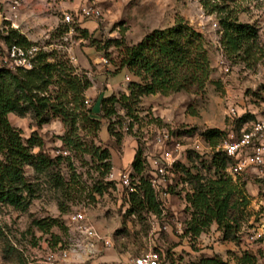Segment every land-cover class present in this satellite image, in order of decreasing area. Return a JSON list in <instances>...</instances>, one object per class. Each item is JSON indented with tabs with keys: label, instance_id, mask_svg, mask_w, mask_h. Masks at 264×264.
Segmentation results:
<instances>
[{
	"label": "rangeland",
	"instance_id": "1",
	"mask_svg": "<svg viewBox=\"0 0 264 264\" xmlns=\"http://www.w3.org/2000/svg\"><path fill=\"white\" fill-rule=\"evenodd\" d=\"M14 1L16 0H0V15L9 14V17H12L9 11ZM17 1L18 10L25 7V3ZM26 1L28 2L26 9L20 11V16L24 20L19 18V23L20 31L23 30L25 33L22 35L30 37L28 41L32 47L38 49L32 62L37 54L43 51L52 56L51 62L56 60L66 62L74 75L85 77L92 86L99 82L100 77L109 78L115 75L114 66L110 61L117 60L118 56L114 48H105L109 40L122 39L128 45L136 44L155 29L173 26L177 18L185 20L207 35L212 43L210 53L212 79L220 82L219 89L209 86L206 93L199 96L187 93L167 97L156 96L150 98L151 102L143 101L142 110L136 111L134 116H128L124 107L117 106L118 115L124 123H128L129 130L125 131L124 128L118 127L116 131L123 134V139L131 143L137 142V148L143 149L144 156L147 152H155L156 129L165 128L171 133H178L181 141L190 143L194 138L203 137V133L208 130L238 134L243 129H250L257 120H264V60L254 69L245 70L242 66L232 65L230 72L225 73L218 65L219 37L216 28L213 27L218 21L216 16L209 14L197 0ZM87 6L98 8L101 16L84 19L75 24L65 22V13L75 14ZM30 9L35 12L26 18L25 11L27 13ZM236 11L241 22L258 27L259 43L264 49V0H241L236 6ZM24 22L26 23L24 25L30 22L32 26L25 28L22 24ZM82 24L89 25L88 38L81 37ZM12 29L9 22L0 18V67L6 66L7 47L4 45V39ZM16 31L20 33L19 30ZM74 47H78L90 62L92 59L101 60L100 66L103 68L98 69L99 65L95 64L89 70L81 69L76 64L77 58L71 52ZM105 60L108 64H105ZM61 78L64 79L57 77L58 81L51 88L52 92L64 87V84L59 82ZM129 81L126 79V83ZM100 87L106 90V81ZM85 100L90 102L88 107L93 109L92 100L86 98ZM232 109L237 112L235 117L230 116ZM247 115L249 117L240 123V119ZM9 120L14 128L22 131L24 139L30 137L33 132L40 136V131L45 128L44 150L47 155L54 157L57 151L63 149L60 137L64 135L65 127L59 118H52L41 128L37 126L31 113L23 117L11 114ZM102 123L107 125L108 121L103 120ZM80 132L85 135L83 131ZM100 132L94 141L95 145L103 148L108 146L114 150L116 158L128 162L132 150L125 151L116 143L101 141L109 135L113 136L109 132V135ZM69 154L72 157V171L68 163L63 162L55 172L69 180L71 172L74 171L87 189L101 186L105 189L104 194L90 196L81 195L79 192L62 193L54 190L49 184L52 173L37 177L34 170L27 167V179L37 185L36 197L25 211L16 210L11 206L0 208V264H49L50 260L55 264H131L135 257L149 250L160 254L162 264H189L197 262L202 257L214 256L236 264L237 258L244 251L256 255L259 264H264V168L250 167L238 178L245 183V192L249 200L246 210L248 219L241 222L238 241L224 240L223 232L216 224L198 239L193 240L190 236L177 234L173 213H180L182 215L180 221L184 224L190 221L191 211L187 208L183 196L192 191V183L191 177L183 172V168L190 169L192 175L200 171L203 173L210 166V160H206V157L209 158L212 153L203 157L204 164H201L197 154H191V160L187 159L175 167L174 184L169 190L171 195L168 209L171 228L169 232L163 230V222L154 219L157 217L156 214L129 216L127 210L130 206L125 202V193L128 189L115 188L111 182L105 180L108 175L104 179L101 178L100 171L97 170L98 165L92 163L89 156H74L71 152ZM231 164L232 161L229 160L227 167ZM133 183L137 185L138 179L133 180ZM187 183H191V186H187ZM80 212L86 214L88 221L101 234L110 237L112 247L103 248L93 256L72 255L64 259L62 253L71 249L76 242L70 218ZM45 218H56L60 221L61 227L52 230L57 238L43 235L34 227L33 221ZM218 232L221 235H218ZM105 249L108 250L104 251Z\"/></svg>",
	"mask_w": 264,
	"mask_h": 264
},
{
	"label": "trees",
	"instance_id": "2",
	"mask_svg": "<svg viewBox=\"0 0 264 264\" xmlns=\"http://www.w3.org/2000/svg\"><path fill=\"white\" fill-rule=\"evenodd\" d=\"M197 1L209 14L216 16L219 44L232 65L251 70L263 62L264 49L259 43L258 27L243 23L238 18L236 6L241 0ZM80 34L83 38L89 37L86 29L80 30ZM93 43L96 44V41L93 40ZM12 44L23 48L33 46L24 35L13 29L4 39L6 47ZM211 46L207 35L181 18H177L171 27L153 30L136 44L128 45L122 39L107 41L105 48H114L118 56L117 60L110 61L114 66L113 74L126 69L131 79L127 93L101 100L98 114L85 105V92L92 83L85 77L74 75L66 62H51L52 56L48 53L39 52L30 70L0 67V208L11 206L25 211L36 197L37 185L27 179V167H31L37 177L52 173L49 184L62 193L102 196L105 191L101 186L87 189L74 171L69 180L55 172L63 162H67L72 171V157L47 155L43 138L33 132L24 139L22 131L12 126L9 115L23 117L31 113L39 128L52 118H59L65 127V133L60 137L63 149L74 156H89L92 163L98 165L97 170L104 179L112 170V155L109 148L94 143L103 127L102 121H108V132L117 143H121L123 134L116 130L124 128V122L118 115V105L126 109L128 116H134L136 111L142 110L143 100L151 96L167 97L179 93L199 96L206 93L209 86L219 89L220 82L212 79ZM57 77L64 78L59 81L64 87L52 92ZM247 117L240 119V123ZM227 134L208 130L203 137L215 149ZM172 135L178 138V133L172 132ZM191 154H197L201 164L205 161L203 157L208 156L188 151L186 160L192 159ZM208 159L210 166L203 173L200 171L192 175L190 169L183 168V172L191 177L192 191L183 196L191 211V219L184 224L181 236L196 240L216 224L223 232L224 240L237 242L241 222L248 219L246 210L249 200L245 183L239 179L234 181L227 174L230 159L224 153L213 152L209 158L206 157ZM131 178L138 179V184H134L135 192L127 190L125 193V202L130 206L127 214L139 217L144 213H153L159 216L160 205L149 183L148 167L141 147L137 149L132 163ZM190 184L187 183V186ZM112 185L120 188L115 183ZM33 225L43 235H50L53 239L57 236L52 230L61 227L56 218L35 220ZM189 264L231 263L214 256L202 257ZM236 264H259V260L256 255L244 251Z\"/></svg>",
	"mask_w": 264,
	"mask_h": 264
},
{
	"label": "built area",
	"instance_id": "3",
	"mask_svg": "<svg viewBox=\"0 0 264 264\" xmlns=\"http://www.w3.org/2000/svg\"><path fill=\"white\" fill-rule=\"evenodd\" d=\"M19 8L18 1H14L11 12L12 17L0 15L4 21L10 22L17 18ZM101 16V11L96 7H82L75 14L65 13V22L67 24L80 23L84 19H92ZM213 27L218 29V23H214ZM38 51L37 47L23 48L18 45H11L6 48L5 63L6 68L11 70L23 69L30 70L33 67V56ZM218 65L225 73H229L232 69L231 62L227 59L223 49L219 44ZM105 64L108 61L105 60ZM130 79L127 78V81ZM90 102L85 100V105ZM237 112L230 111V116L235 117ZM131 123V121L129 120ZM125 131L129 130L128 123H124ZM155 152L145 153V159L148 167L149 183L154 191L157 201L159 202L161 214L154 217L158 222H163V230L169 232V205L171 202L170 187L174 184V169L179 163L186 161L188 151H193L201 155H210L213 152L224 153L232 164L226 169L227 174L236 181L248 168H264V120H257L252 124L250 129H243L240 133H229L223 139L218 147L213 149L205 141L204 137L194 138L190 143H184L176 138L165 128L156 129L154 137ZM56 155L69 156V152L61 149ZM131 170H123L118 177L115 176L113 170L106 177V181L117 184L120 187L127 188L129 192H135L133 180L131 178ZM71 224L76 242L71 249L62 253L64 259H68L72 255L75 257H89L97 253L98 246L103 248H111L112 241L110 237L103 236L87 219L85 213H75L71 216ZM176 232L181 235L184 229V222L175 221ZM49 264H55L49 261ZM131 264H162L159 253L154 250L135 257Z\"/></svg>",
	"mask_w": 264,
	"mask_h": 264
},
{
	"label": "crops",
	"instance_id": "4",
	"mask_svg": "<svg viewBox=\"0 0 264 264\" xmlns=\"http://www.w3.org/2000/svg\"><path fill=\"white\" fill-rule=\"evenodd\" d=\"M23 2V4L25 3L26 5L28 4V2L26 0H21ZM26 5L24 8H22L21 10H18V13H17V18L16 19H13L12 21H10V26L11 28H13L14 30H19L20 31V24L19 23V18H21L20 16V11H24V9H26ZM29 9V8H28ZM35 11L34 10H31L29 12L26 13L25 11V15L26 18L27 16H29V14H33ZM10 14H12L11 11H9ZM7 16L9 17V14H7ZM38 15H36L37 17ZM11 17V16H10ZM23 17V16H22ZM25 18V17H23ZM21 20H24L21 18ZM23 25L26 24L25 22L22 23ZM25 28L29 27V26H32V24L29 22V24L27 25H24ZM82 29H86V30H89V25L88 24H82L81 26ZM21 34H25L23 30L20 31ZM28 40H30V37H28L27 35H25ZM71 52L74 54L75 58H77L76 60V64H78V66L81 68V69H84V70H89L92 68V65H101L102 63L100 62L101 60H96V59H92L91 62L88 61V59L84 56L83 52L81 50L78 49V47H74ZM96 60V61H95ZM97 67L98 69H102L103 66H100V67ZM130 77V74L129 72L126 70V69H123L121 72H119L118 74L116 75H112L110 76L109 78H106V77H100L98 78L99 79V82L97 84H93V86L91 88H89L86 92H85V98L86 99H91L92 102H93V110H94V113L98 114L100 112V102L103 98H107V97H110L112 95H118L119 93H127V85L128 83H126V79ZM104 81H106V90L104 89H101V85L104 83ZM156 96H151V97H148V98H145L143 101H150V98H154ZM45 132H46V129L43 128L41 131H40V136L44 139L45 141ZM102 134L104 133L105 135L108 134V130H107V125H103L102 127V130H101ZM100 132V133H101ZM109 135V134H108ZM101 139V138H100ZM108 141V143L110 144H117L119 147H121L123 150L127 151V149L129 150H132L131 153H130V157H129V161L126 162L125 160L124 161H121L119 160L118 158L115 157V153H114V150L109 148L108 146H105V148H109L110 149V152H111V155H112V170H113V173L115 174L116 177L119 176V174L125 170V169H132V163L134 161V158H135V155H136V152H137V142H130L128 140H126L125 138L122 140L121 143H117L116 140L111 137L110 135L106 138V139H101V141ZM174 215V222L175 221H180L182 215L178 212H174L173 213ZM180 222H183V221H180ZM175 224V223H174ZM103 236L105 237H108L107 235H104L102 233ZM218 235H221L220 232H218ZM101 250H103V247L101 246H98L97 248V253L98 252H101ZM108 249H105L104 251H107ZM96 253V254H97Z\"/></svg>",
	"mask_w": 264,
	"mask_h": 264
}]
</instances>
